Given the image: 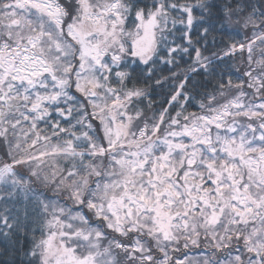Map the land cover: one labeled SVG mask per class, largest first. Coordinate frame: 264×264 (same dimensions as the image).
Masks as SVG:
<instances>
[{
  "label": "snow or ice",
  "instance_id": "obj_1",
  "mask_svg": "<svg viewBox=\"0 0 264 264\" xmlns=\"http://www.w3.org/2000/svg\"><path fill=\"white\" fill-rule=\"evenodd\" d=\"M0 146V264H264V0H0Z\"/></svg>",
  "mask_w": 264,
  "mask_h": 264
},
{
  "label": "trees",
  "instance_id": "obj_2",
  "mask_svg": "<svg viewBox=\"0 0 264 264\" xmlns=\"http://www.w3.org/2000/svg\"><path fill=\"white\" fill-rule=\"evenodd\" d=\"M3 152H4V148L2 146H0V155H3ZM192 254L193 255H199L200 254V250L199 249L192 250Z\"/></svg>",
  "mask_w": 264,
  "mask_h": 264
}]
</instances>
